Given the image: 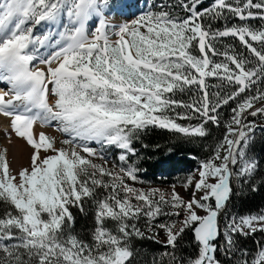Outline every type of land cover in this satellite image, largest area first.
<instances>
[{"label":"snow or ice","instance_id":"obj_1","mask_svg":"<svg viewBox=\"0 0 264 264\" xmlns=\"http://www.w3.org/2000/svg\"><path fill=\"white\" fill-rule=\"evenodd\" d=\"M202 4L0 0V116L9 143L14 133L32 149L14 169L0 148V264H139L137 240L171 249L150 264H264V242L238 239L264 236V209L230 211L261 168L264 0ZM230 104L223 138L179 189L137 186L142 135L207 137ZM73 208L90 227L76 229ZM189 231L194 255L181 252Z\"/></svg>","mask_w":264,"mask_h":264},{"label":"trees","instance_id":"obj_2","mask_svg":"<svg viewBox=\"0 0 264 264\" xmlns=\"http://www.w3.org/2000/svg\"><path fill=\"white\" fill-rule=\"evenodd\" d=\"M173 1V0H170ZM214 27V28H218ZM185 99L188 97L185 96ZM234 105L225 106L220 110L221 112V125L219 128L211 125L207 126L210 129V135L203 138H193L191 140L182 137L180 134L171 133L166 130L152 129L145 135H142L139 140L134 143V147L138 151L140 160L138 167L142 169L139 173L140 179L154 185H173L177 182V177H183L194 171L197 166L194 156L204 158L208 156L211 147L215 145L217 140L223 138L226 128L225 122L231 117V107ZM250 120L258 119L249 117ZM182 124L198 123V121H178ZM259 130V129H257ZM261 136V135H260ZM144 145H147L145 147ZM255 155L260 160L261 168L256 177V191H251L249 188L247 192L239 194L235 199V209L244 215L245 212H256L264 208V139L256 138L254 141ZM112 160L119 163L117 159L118 150L110 152ZM132 159H135L134 157ZM166 163H161V162ZM86 208L89 206L86 204ZM76 216V229L84 230L91 226V213L85 216L80 213L78 209H72ZM165 219L164 217L160 218ZM256 236V235H255ZM240 237V243L250 242L256 249V237ZM193 241L192 233L186 232L184 237V247L181 249L184 255H194L195 248L188 247ZM136 246L142 249L141 260L139 264H150L151 257L155 255L159 258L160 254L165 251H170V248H165L161 244L152 241H136Z\"/></svg>","mask_w":264,"mask_h":264},{"label":"rangeland","instance_id":"obj_3","mask_svg":"<svg viewBox=\"0 0 264 264\" xmlns=\"http://www.w3.org/2000/svg\"><path fill=\"white\" fill-rule=\"evenodd\" d=\"M144 2H145V0H141V6H143ZM170 2H174V0L170 1ZM213 2H214V0H204V4L200 5L199 7L203 8V7H206V6H210ZM229 2H231V0H229ZM116 22H118V21L116 20L115 17H113V23H116ZM224 23L225 22L223 20L214 21L212 26H213V28L219 26L218 28L222 29L224 27ZM228 23H229V25H231L233 23H239V21L235 20V19H232V20H229ZM251 23H253V24L258 26L260 22L258 20H254V21H251ZM232 39L233 38H231V37L225 38V43H231ZM230 113H232V112H230ZM229 119H230V117L228 118V120ZM228 120H226V121H228ZM40 131H45V132H47L50 135H55V136H58V137L60 136L59 133L55 132L51 128H45V129L41 128V130L37 131V133L40 132ZM9 133H11V131H8L7 133H4V134L0 132V148H8V150H9V159L12 161V167L14 169H18L21 166V164H25L26 165L27 157L30 155L32 149H31V147L29 145H27V143L25 141H21V143H14L13 134H11V136H10V139H11L12 143H9V135H8ZM258 137L264 139V133H262L259 130H257L255 132V140ZM109 158L112 160V154L111 153H109ZM108 166L112 167L111 164H109ZM196 168H197V166H196ZM196 168L194 169V171L196 170ZM186 176L187 175H184L183 177L180 176V177L176 178L177 182L175 183V185H177L178 189H179L180 183L185 179ZM137 186L138 187H144V188H148V187L170 188L171 187V185H169V186L154 185L153 186L151 183H148V182H145V184H143V185H137ZM248 189H249V187L247 185H245L242 193H245V191L247 192ZM181 192L183 194V190L182 189H181ZM261 209H264V208H261ZM261 209H259V210H261ZM248 213H250V212H245L244 215L248 214ZM160 234H161V237H163L164 234H163L162 231H161ZM255 235H256L255 236L256 240H261L262 242H264V236H262L260 233H256ZM241 245L243 247H246V248L254 251V246L250 242H247V243L241 242ZM153 256H155V255H153ZM164 259L166 261L167 257H165Z\"/></svg>","mask_w":264,"mask_h":264},{"label":"bare ground","instance_id":"obj_4","mask_svg":"<svg viewBox=\"0 0 264 264\" xmlns=\"http://www.w3.org/2000/svg\"><path fill=\"white\" fill-rule=\"evenodd\" d=\"M0 87H2V85H0ZM41 130V127L39 125H37L35 127V132ZM8 131H11L10 127H9V118L0 116V132L1 133H7ZM4 136V135H3ZM13 137H14V143H21V141H24L22 138H18L14 135L13 133ZM24 144V143H23ZM17 145V144H16ZM22 149V148H21Z\"/></svg>","mask_w":264,"mask_h":264},{"label":"built area","instance_id":"obj_5","mask_svg":"<svg viewBox=\"0 0 264 264\" xmlns=\"http://www.w3.org/2000/svg\"><path fill=\"white\" fill-rule=\"evenodd\" d=\"M237 196H239V194H238ZM237 196H235V197L233 198V200H232V205H231V209H230V211H232V212L237 213V214L240 215V213L235 209V199H236ZM238 238H240V237H238ZM221 259H224V258L221 257Z\"/></svg>","mask_w":264,"mask_h":264}]
</instances>
